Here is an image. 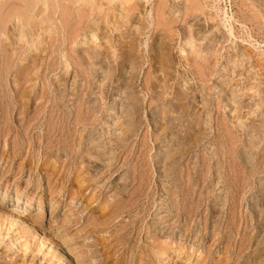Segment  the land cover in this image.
Listing matches in <instances>:
<instances>
[{
  "label": "rangeland",
  "instance_id": "374dc122",
  "mask_svg": "<svg viewBox=\"0 0 264 264\" xmlns=\"http://www.w3.org/2000/svg\"><path fill=\"white\" fill-rule=\"evenodd\" d=\"M32 3L0 0V264H264V0Z\"/></svg>",
  "mask_w": 264,
  "mask_h": 264
},
{
  "label": "bare ground",
  "instance_id": "6f19581e",
  "mask_svg": "<svg viewBox=\"0 0 264 264\" xmlns=\"http://www.w3.org/2000/svg\"><path fill=\"white\" fill-rule=\"evenodd\" d=\"M3 2H7V1H9V0H2ZM10 1H12V0H10ZM14 1V0H13ZM27 1V0H26ZM30 1H32V2H35V4H33L34 5V7L31 9V12H30V10H28L27 11V13L29 14V17H28V15H27V17L29 18V19H35L36 17H37V14L38 13H40V14H42V13H44L45 12V9H43V5L44 6H46L47 5V3H49V1L50 0H30ZM64 2H65V4L67 3V2H72V3H74V4H76V5H79L80 3H87V2H97L98 0H63ZM145 1H147V0H145ZM29 2V1H28ZM42 2V3H41ZM57 2H58V7L60 8V9H62L61 8V6H62V4H60L61 2H62V0H57ZM133 2V3H132ZM140 2H141V0H100V3H101V5L102 4H104V3H107V4H110V5H116L117 6V4L118 5H123V4H128V3H132V5H134V4H136V5H139L140 4ZM149 2V1H148ZM15 3H16V0H15ZM41 3V4H40ZM54 3H55V1H54ZM146 3V2H145ZM21 4H25V3H23L22 1H21ZM31 3H29V5H30ZM5 5V4H4ZM7 5V4H6ZM27 5V4H26ZM25 5V6H26ZM143 5L145 6V4L143 3ZM142 5V6H143ZM1 6V5H0ZM8 6V5H7ZM98 6H100V5H98ZM21 7V6H20ZM4 8V7H3ZM15 8V7H14ZM23 8V7H22ZM30 8V7H29ZM46 8V7H45ZM55 8V7H54ZM57 8V7H56ZM56 8H55V10H56ZM67 8V7H66ZM6 9V8H5ZM26 9H28V8H26ZM2 10V9H1ZM9 9H7V11H8ZM14 10V9H13ZM19 10V9H18ZM62 10H64V7H63V9ZM150 10V9H149ZM217 10V9H216ZM215 10V11H216ZM11 11V10H10ZM47 11V10H46ZM54 11V10H53ZM58 11V10H57ZM4 12L6 13V10H4ZM13 12V11H12ZM15 12V11H14ZM48 12V11H47ZM2 13V12H1ZM1 13H0V15H1ZM5 13H3L4 15H6V16H8L7 14H5ZM11 13V12H10ZM16 13V12H15ZM18 13V12H17ZM12 14H14V13H12ZM21 15H22V13H21ZM39 15V14H38ZM3 16V15H2ZM96 16V15H95ZM4 17V16H3ZM12 17V16H11ZM11 17H9V18H11ZM5 18V17H4ZM16 18L18 19L17 20V22H19L20 23V16L19 15H16ZM22 19V18H21ZM15 22H16V20H15ZM17 22H16V25H18L17 24ZM22 22V21H21ZM223 22V21H222ZM177 23V22H176ZM22 24V23H21ZM37 24H39V25H41V23H40V21L37 23ZM43 24V23H42ZM107 24V23H106ZM19 26V25H18ZM112 27V26H111ZM50 30V29H49ZM117 30V29H116ZM19 31H20V33H19V38H22V36H23V33H22V30L21 29H19ZM207 35V34H206ZM34 36V35H33ZM229 36V35H228ZM14 41V40H13ZM103 41V40H102ZM19 42V41H18ZM93 44V43H92ZM1 47V46H0ZM126 47V46H125ZM3 48V47H2ZM111 48V47H110ZM2 50V49H1ZM242 52V51H241ZM218 53V52H217ZM231 58V57H230ZM221 62V61H220ZM1 63V62H0ZM239 65V64H238ZM133 71V70H132ZM164 81V80H163ZM257 88V87H256ZM180 96V95H179ZM181 97V96H180ZM187 97V96H186ZM181 99V98H180ZM182 102V101H181ZM181 105H182V103H181ZM132 108H133V106H132ZM185 111V110H184ZM194 115V114H193ZM200 117V116H199ZM194 119V118H193ZM171 123V122H170ZM195 136V135H194ZM119 142V141H118ZM187 142V141H186ZM185 144V143H184ZM164 153V152H163ZM83 178V177H82ZM91 229V228H90Z\"/></svg>",
  "mask_w": 264,
  "mask_h": 264
}]
</instances>
